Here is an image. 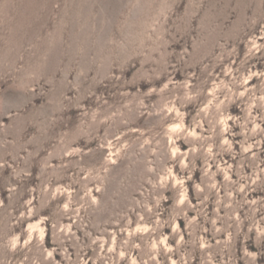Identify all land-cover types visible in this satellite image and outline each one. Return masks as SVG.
Listing matches in <instances>:
<instances>
[{"label": "rangeland", "instance_id": "rangeland-1", "mask_svg": "<svg viewBox=\"0 0 264 264\" xmlns=\"http://www.w3.org/2000/svg\"><path fill=\"white\" fill-rule=\"evenodd\" d=\"M0 264H264V0H0Z\"/></svg>", "mask_w": 264, "mask_h": 264}]
</instances>
